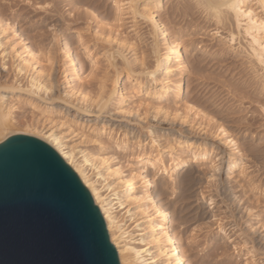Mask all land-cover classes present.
<instances>
[{
	"label": "rangeland",
	"instance_id": "374dc122",
	"mask_svg": "<svg viewBox=\"0 0 264 264\" xmlns=\"http://www.w3.org/2000/svg\"><path fill=\"white\" fill-rule=\"evenodd\" d=\"M40 2L48 0H33V7H29L26 0H0V17L5 22L16 23L33 47L58 46L64 40H72L78 31H84L87 37L85 46L91 54L94 56L101 50H110L116 54L114 63L118 70L121 69V61L117 53L124 54L130 62L134 57L145 58L147 65H152L149 29L141 22L135 25L124 19L121 25H117L120 26L117 28L120 32L118 38H124L129 47L120 50L114 44H105L108 28L104 25L116 26L111 0H52L56 7L46 12L35 9V3ZM145 2L136 0L137 9L141 10ZM159 17L180 45L188 47L184 98L199 116L185 115L181 104L173 105L171 101H158L153 96H146L144 90L156 93L159 84L155 82L152 85V79L144 74L141 76L144 82L142 90L128 96L123 105L131 111L127 119L117 118L113 102L106 113L98 116L77 115L73 109L68 110V106L54 102L49 107L55 113L40 116L38 111L36 113L24 106L22 100L20 105L23 106L19 105L15 119L17 123L27 121L26 125L36 129L38 125L39 131L43 132L50 125L49 120L54 123L72 122V134V131L62 129L71 143H77L82 135L86 136L88 142L81 148L120 163L125 172L133 166L134 156L140 153L156 151L169 158L174 153L167 152V149L172 146L177 151L181 150L179 143L183 145V142L193 141L205 145L211 150L214 164L205 167L194 165L190 172H185L187 180L178 203L187 207L177 214V205L172 204L169 214L175 238L188 264H261L264 256V86L257 76L258 65H253L249 58L245 40L239 37L235 44L229 42L232 27L227 23L217 24L195 0H162ZM217 32L219 36L215 35ZM69 44L85 75L89 60L82 54L83 47ZM118 50L120 52H116ZM62 64L57 58L53 73L61 92L67 90L62 83ZM133 67L138 71L137 65ZM104 71L106 62L100 57L97 74L88 79L89 83L80 91L95 96ZM109 72L111 76L113 70ZM6 77L4 79L11 80L10 75ZM147 78L150 82L146 81ZM156 78L158 81L162 77L157 75ZM147 84L151 89L146 87ZM39 105L46 107L42 102ZM219 128L225 131V138L233 139L242 153L233 170H230L229 159L235 154L220 143L223 138L220 139ZM102 129L104 133L98 134ZM97 138L104 144L103 148L92 143ZM117 138L127 144L125 150L116 149L114 140ZM167 164H171L169 159ZM239 167L245 169L242 175L238 174ZM171 175L149 177L157 200L167 212L169 196L173 194ZM253 252L254 256L250 255Z\"/></svg>",
	"mask_w": 264,
	"mask_h": 264
},
{
	"label": "bare ground",
	"instance_id": "6f19581e",
	"mask_svg": "<svg viewBox=\"0 0 264 264\" xmlns=\"http://www.w3.org/2000/svg\"><path fill=\"white\" fill-rule=\"evenodd\" d=\"M111 1L115 12L114 21L116 24L114 25L116 26H113L114 30L112 25H104L106 29L108 28V33L104 36L105 44H114L120 50L129 47L124 38H118L120 32L118 33L117 28L120 26L117 27V25H121L124 19L130 20L135 25L137 22H141L149 29L148 38L150 40L149 49L153 57H151L152 65H147L145 58L134 57V60L130 62L124 54L117 53L121 61V69L118 70L114 63L116 54L108 50L107 47V50H101L94 56L91 54L90 49L85 46L87 37H85L84 31H78L71 37L72 40H64L58 46L54 43V46L45 45L44 48L42 46L33 47L22 35L16 23L5 22L0 17V118L11 122L9 125L12 127L11 135L29 136V128L31 132L37 131L34 126L28 124L25 125L23 131L16 130L18 127L15 126L17 124L15 113L19 110L21 100L24 106H28L36 113L39 112L40 116L53 115L55 112L51 111L49 106L54 102L64 104L69 107H67L68 110L71 108L77 115L83 116H98L106 113L105 110L113 102L117 118L127 119L131 111L124 108L123 105L128 96L142 90L144 82L141 76L144 74L152 79V85L155 82L159 84L156 93L144 90L146 96H153L158 101H171L173 105L181 104L185 115L199 116L194 107L184 98V77L188 73L185 55L188 53V47L187 45L182 47V44L180 45L160 19L162 0H146L144 6L142 4L141 10L137 9L136 0ZM195 1L217 24L227 23L232 27L228 35L229 42L232 43L233 36L235 41L239 37L245 40L249 58L254 63L253 65H258L257 76L260 71H264L259 63V57L264 54V30L259 28L260 22L264 20V6L260 5L259 0H242L239 11L221 7L232 0ZM236 2L240 3V0H236ZM248 12L252 13L251 17L248 16ZM69 43L83 47L82 54L89 60L88 72L85 75L81 71ZM100 57L106 62V71L100 78L96 95L89 96L83 91L85 88L82 90L83 92L80 91V88L87 85L88 79L90 80L97 74ZM57 58L63 63L62 83L67 89L62 92L58 90L57 81L53 77ZM134 64L140 70L136 71L133 67ZM109 70H113L111 75L113 77L110 76ZM6 75V78L10 75L11 80L4 79ZM157 75L162 77L161 80L156 81ZM149 78L145 80L150 82ZM124 83L127 84L126 87ZM261 83L264 86V80H261ZM147 86L149 85L147 84ZM113 97H115L114 101H112ZM39 102L45 103L46 107H41ZM78 108L79 111H77ZM49 121L50 125L46 131H39V135L34 137L48 144L60 155L90 192L96 206L97 200L107 202L113 212L115 223L122 229L121 243L129 250L126 256L131 264H147L149 260L162 261L163 264H177V262L188 264L170 226L169 215H156L157 211L165 213L167 210L157 200L149 177L164 174L165 171L172 173L170 169L176 167L190 172L194 165L205 167L208 164H214L211 160V150L205 145L193 141L183 142V145L178 142L181 150L177 151L175 147H169L167 152L174 153V155L168 156L169 158L156 151L140 153L134 156L133 166L125 172L124 166L120 163H113L110 158L104 155L96 156L88 149L81 148V145L84 146L88 142L86 136L85 138L82 135L77 143H71V139H68L65 132L72 131L70 124L72 122L54 123L53 120ZM72 133L73 131L70 134ZM103 133L102 129L98 134ZM220 134H222L220 139L223 138L220 143L229 147L235 154L233 158L229 159L230 170H233L236 167L235 163L241 160L242 153L231 137H226L227 139L224 137V130ZM3 141L0 140V143ZM57 141H59V146H57ZM114 144L116 149L122 151L127 148V144L118 138L114 140ZM167 159L171 162L169 166ZM210 167L212 168V165ZM239 168L238 174L242 175L245 169ZM141 249L146 251L141 252ZM116 251L118 259H121L120 250L116 249Z\"/></svg>",
	"mask_w": 264,
	"mask_h": 264
},
{
	"label": "snow or ice",
	"instance_id": "6c2138e0",
	"mask_svg": "<svg viewBox=\"0 0 264 264\" xmlns=\"http://www.w3.org/2000/svg\"><path fill=\"white\" fill-rule=\"evenodd\" d=\"M26 2L29 7H33V0H26ZM259 3L264 6V0H259ZM241 6L242 0L240 3L232 0L230 3L221 5V7L236 11H239ZM34 7L39 12H46L53 10L56 5L52 0H48V2L35 3ZM248 16L251 17L252 13L248 12ZM259 28L264 30V20L260 22ZM215 35L219 36L220 33L217 32ZM231 39L232 43L235 44V37L233 36ZM259 63L264 69V54L259 57ZM258 76L264 80V71H260ZM79 110L78 108L77 111ZM10 123L9 120L0 118V140H7V137L12 134ZM26 123L27 121L18 122L15 126L24 129ZM28 132L33 136L39 135L38 125L36 132H31L30 128ZM92 143L98 144L101 148L104 147L99 138L92 140ZM57 146H59V141H57ZM8 156H28L44 160L55 169L62 167L42 145L32 141L17 143L13 140H7L6 145H0V173H2V166ZM170 171L172 175L169 180L173 194L169 196V211L165 213L157 211V216H168L171 213L172 204L177 205V214H180L182 209L187 207L186 204L180 205L178 203L180 193L184 191L187 180L186 169L176 167ZM164 175L168 176V171H165ZM67 182L70 185V193L76 201L79 221V226L73 229L71 235L66 234L59 226L57 219L51 214V206H44L21 197H12L11 207L14 213L12 232L15 247L23 255L43 252L47 257L44 259H20L12 262V264H131L126 256L129 250L121 243L123 239L122 229L115 223L113 212L107 202L97 200V206L94 207L88 194L80 188L74 179L68 177ZM89 187L92 186L89 185ZM7 207L8 200L5 196L3 183L0 181V264H5L2 252L4 243L3 218ZM249 214H251V210ZM85 236L87 242H85ZM116 249L120 250L121 259H117ZM144 251L146 250L141 249V252ZM262 252H264V244H262ZM250 255L254 256V252ZM85 256L87 259L84 258ZM147 264H163V262L149 260ZM261 264H264V256H262Z\"/></svg>",
	"mask_w": 264,
	"mask_h": 264
},
{
	"label": "water",
	"instance_id": "95a60500",
	"mask_svg": "<svg viewBox=\"0 0 264 264\" xmlns=\"http://www.w3.org/2000/svg\"><path fill=\"white\" fill-rule=\"evenodd\" d=\"M7 140H13L17 143L32 141L35 144L42 145L62 166L60 169H55L44 160L28 156H8L2 166V173H0V181L3 183L5 196L8 200V207L3 218L4 243L2 252L5 264H12V262L20 259H44L47 257L43 252L23 255L15 247L12 232L14 221V213L11 207L12 197H21L44 206H51V214L55 216L59 226L68 235H71L73 229L79 226V221L76 201L70 193L67 178L74 179L80 188L88 194L93 206L96 207V205L90 192L85 188L77 174L48 144L38 138L24 134L11 135L7 137ZM7 140H4L0 145H6ZM85 242H87L86 236ZM84 258L87 259L86 256Z\"/></svg>",
	"mask_w": 264,
	"mask_h": 264
}]
</instances>
